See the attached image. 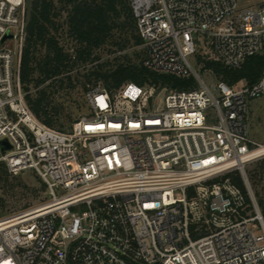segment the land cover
<instances>
[{
    "label": "built area",
    "instance_id": "2783aa9c",
    "mask_svg": "<svg viewBox=\"0 0 264 264\" xmlns=\"http://www.w3.org/2000/svg\"><path fill=\"white\" fill-rule=\"evenodd\" d=\"M129 4L142 65L193 86L126 82L110 93L97 83L87 111L60 130L24 99L25 1L0 0V163L32 171L46 196L0 215V264H264V221L245 172L264 154L246 121L248 102L264 96V70L229 85L206 81L192 60L208 48L236 68L264 52V0Z\"/></svg>",
    "mask_w": 264,
    "mask_h": 264
},
{
    "label": "trees",
    "instance_id": "16d2710c",
    "mask_svg": "<svg viewBox=\"0 0 264 264\" xmlns=\"http://www.w3.org/2000/svg\"><path fill=\"white\" fill-rule=\"evenodd\" d=\"M24 1L25 36L19 63L20 83L31 112L47 126L66 130L62 123L54 126L59 110L51 104L49 89L56 83L58 86L64 82L71 83V76L63 73L79 65L84 68L92 61L97 62L81 74L84 93L97 83L110 93L126 82L170 88H189L194 84L191 77L177 78L146 69L141 62L142 51L134 53L138 61L130 58L126 49L138 47L141 39L129 0ZM65 39L71 40L73 45L67 47ZM100 49L113 55L111 59L100 60ZM195 60L201 64V71L211 70L217 79L229 85L238 82L250 84L264 70V52L248 56L236 68H228L220 61L199 53L195 54ZM0 166L7 171L2 163ZM245 172L251 183L253 174ZM229 175L246 196L239 173L233 171ZM253 195L264 217L263 200L257 191H253ZM246 199L249 201L248 197ZM3 206L0 201V215L6 213L1 209Z\"/></svg>",
    "mask_w": 264,
    "mask_h": 264
},
{
    "label": "rangeland",
    "instance_id": "374dc122",
    "mask_svg": "<svg viewBox=\"0 0 264 264\" xmlns=\"http://www.w3.org/2000/svg\"><path fill=\"white\" fill-rule=\"evenodd\" d=\"M65 40L68 42L67 47L73 45L71 40ZM126 52L130 54V58L133 61H138L134 53H140L141 50L139 47H129L126 49ZM98 53L101 54L100 60L111 59L113 56L105 53V49L98 50ZM197 53L208 58L211 57V52L208 48H201ZM192 60L196 61L195 56ZM96 62L92 61L87 63L84 68L79 65L69 71H65L63 75L69 74L71 76V83L64 82L62 86H58L56 83L49 89L51 104L59 110L58 118L54 122L55 127H58V124L62 123L63 128L67 129L74 119L87 111V101L84 90L82 89L84 77L81 74ZM199 72L209 82H212L215 77L206 72V70ZM31 91H34V89H31ZM162 96V93L158 94L160 100H162ZM246 121L249 137L258 143L264 144V96L248 102ZM245 171L253 174L254 177L251 180L252 187L248 180L251 192L257 191L264 204V154L247 163L245 165ZM45 200L44 189H42L37 176L32 171L25 170L13 174L4 171L0 166V201L4 204L1 209L6 212L5 214L37 207ZM262 219L264 221L263 216Z\"/></svg>",
    "mask_w": 264,
    "mask_h": 264
},
{
    "label": "water",
    "instance_id": "95a60500",
    "mask_svg": "<svg viewBox=\"0 0 264 264\" xmlns=\"http://www.w3.org/2000/svg\"><path fill=\"white\" fill-rule=\"evenodd\" d=\"M10 35L9 34H6L5 36H4V38L5 37H9ZM3 145V148H5V145L4 144H2Z\"/></svg>",
    "mask_w": 264,
    "mask_h": 264
},
{
    "label": "bare ground",
    "instance_id": "6f19581e",
    "mask_svg": "<svg viewBox=\"0 0 264 264\" xmlns=\"http://www.w3.org/2000/svg\"><path fill=\"white\" fill-rule=\"evenodd\" d=\"M263 151H264V149H263Z\"/></svg>",
    "mask_w": 264,
    "mask_h": 264
}]
</instances>
